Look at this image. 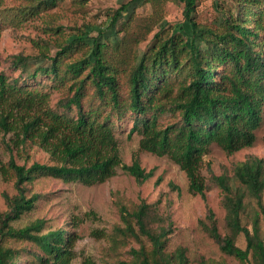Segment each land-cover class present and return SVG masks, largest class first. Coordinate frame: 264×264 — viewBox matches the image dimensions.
<instances>
[{"label":"trees","instance_id":"obj_1","mask_svg":"<svg viewBox=\"0 0 264 264\" xmlns=\"http://www.w3.org/2000/svg\"><path fill=\"white\" fill-rule=\"evenodd\" d=\"M24 1L28 4L17 13L20 18L37 16L64 0ZM138 1L110 14L107 29L124 34L120 45L99 37L69 40L71 36L57 43L53 53L49 42H36L39 54L13 57L12 70L18 75L0 71V129L14 132L17 146L37 142L58 161L35 162L26 168L11 156L1 167L4 176L15 179L18 195L5 196L9 210L0 214V264H19L24 256L9 246L10 241L35 245L42 252L39 257L35 254L41 264H70L68 248L76 232L56 229L42 234L40 220L23 228L12 225L42 198L25 194V185L37 177L91 186L113 177L119 166L139 183L153 176L139 158L122 165L115 121L134 117L129 136H141L140 151L167 156L178 164L191 190L204 199L207 187L201 167L210 146L233 154L255 143L264 118V0H228L230 4L222 0V23L216 28L197 21L198 0H179L191 29L181 33L160 27L154 43L141 55L138 46L146 38L139 37L141 30H132L136 9L132 4ZM6 2L0 0V23L9 16ZM150 18L156 25L163 21L157 9ZM60 30L63 27L54 32ZM146 30L150 34L153 29ZM34 59L43 63L35 65ZM55 92L61 94L56 107L52 106ZM212 180L223 193L226 232L221 233L211 209L200 225L223 257H199L195 264H230L228 258L238 264H264V159L248 156L235 166L232 176ZM117 207L122 223L108 235L111 251L117 253L131 239L148 240L138 249L131 248L130 259L117 264H190L185 249L168 252L172 221L167 219L169 228L152 226L156 217L161 220L156 204L129 207L119 202ZM240 235L245 237V248L237 244Z\"/></svg>","mask_w":264,"mask_h":264},{"label":"rangeland","instance_id":"obj_2","mask_svg":"<svg viewBox=\"0 0 264 264\" xmlns=\"http://www.w3.org/2000/svg\"><path fill=\"white\" fill-rule=\"evenodd\" d=\"M131 1L134 0H64L57 7L43 10L37 16L30 17L26 14L20 18L17 13L28 3L24 0H7L6 9L9 16L0 23V27H4L0 35V71L10 76L18 75V72L12 70L13 57L20 54H39L36 42H49L53 53L57 43L71 36L69 40L78 36L99 37L102 42L120 45L124 34L107 29L111 21L109 17ZM220 3H223L222 0H198L197 21L214 28L219 27L222 23L219 14ZM133 6L136 9H133L132 30H141L139 37L146 38L138 46L139 55L154 43V35L160 27L181 33L191 29L184 19L185 6L179 0H157V4L139 0L133 2L132 8ZM156 9L163 20L159 25L150 22V17ZM20 19L22 22H17ZM141 26L142 29L137 28ZM58 27H63L64 31L54 32ZM146 28L153 30L148 34ZM61 32L64 35H61ZM32 63L40 65L43 62L34 59ZM60 96L59 92L53 94L52 106L56 107ZM133 122L134 117H128L113 123L118 141V154L122 165H131L135 158H139L147 172L153 171L149 180L139 183L120 166L113 177L91 186L53 176H40L25 185V194L28 198L36 194L42 198L31 212L23 214L12 225L23 228L40 220L44 222L42 234L56 229L69 230L70 235L76 232L78 236L68 248L71 249L70 264H84L88 260L95 264H117L130 259L131 248L138 249L142 243L148 244V240L142 236L140 241L131 239L128 246L119 248L117 253L111 251L108 235L116 224L122 223L117 203L129 207L143 203L156 204L161 220L156 217L152 226L156 229L158 225L169 228L167 219L172 221L168 252L185 249L190 264H195L199 257L222 258L218 244L200 225L208 209H211L216 215L221 233L226 232L223 193L214 185L212 179L223 174L232 176L235 166L245 161L248 156L264 159V118L262 126L256 132L253 146L233 154H228L215 144L210 146L208 153L203 157L201 167L207 187L205 199L191 190L187 174L178 164L167 156L161 157L140 151L141 136L137 133L129 136ZM11 156L18 165L26 168H30L35 162L48 165L58 163L37 142H28L25 148L17 146L15 133H6L0 129V214L9 210L5 196L18 195L15 179L9 175L4 176L1 171V167L10 161ZM171 184L177 189L172 188ZM76 223L78 226L72 228ZM262 231L264 235V219ZM237 244L241 248L246 247L243 235L239 236ZM9 246L16 249L20 257L24 255L18 260L19 264H41L35 254L39 257L42 252L32 243L10 241ZM227 260L230 264H238L230 258Z\"/></svg>","mask_w":264,"mask_h":264}]
</instances>
